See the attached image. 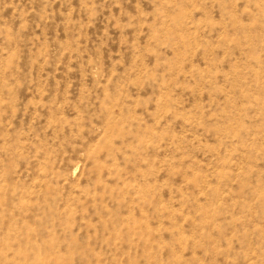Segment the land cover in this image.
<instances>
[{"label": "rangeland", "instance_id": "rangeland-1", "mask_svg": "<svg viewBox=\"0 0 264 264\" xmlns=\"http://www.w3.org/2000/svg\"><path fill=\"white\" fill-rule=\"evenodd\" d=\"M0 264H264V0H0Z\"/></svg>", "mask_w": 264, "mask_h": 264}]
</instances>
